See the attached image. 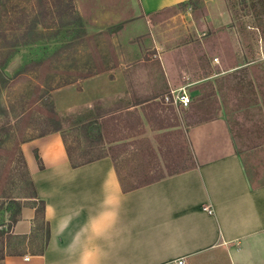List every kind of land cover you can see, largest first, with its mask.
<instances>
[{
    "label": "crops",
    "instance_id": "crops-1",
    "mask_svg": "<svg viewBox=\"0 0 264 264\" xmlns=\"http://www.w3.org/2000/svg\"><path fill=\"white\" fill-rule=\"evenodd\" d=\"M75 1L81 16L100 14L103 17L98 19H106L113 32L116 61L106 70L54 89L56 108L126 94L130 108L135 106L144 117L141 105L160 101L164 93L190 83L183 79L194 65L184 56L193 50L191 38L207 32L202 29L205 22H198L206 16L200 13L198 20L193 19L187 5L199 10L208 0ZM179 6L185 9V20L172 23L169 47L164 34H170L164 32L158 16ZM211 14L217 15L213 20L224 22L229 13L224 9ZM218 24L213 21L212 26H222ZM215 27V34L226 32L237 61L225 67L217 56L213 58L218 62L207 60L200 51L197 69L203 72L191 81L211 84L212 95L220 103L219 82L226 72L245 66L241 63L245 52H264V38L259 33L258 42L250 45L249 31ZM198 40L203 49V39ZM193 91L188 89L190 95ZM191 103L192 96L187 108ZM171 109L181 115L173 105ZM222 116L217 111L187 126L191 166L128 191H122L109 156L72 167L58 131L31 139L23 153L36 196L44 200L49 235L40 251L5 254L2 264H75L78 249L87 246L91 233L108 228L110 210L120 202L121 222L111 239L101 242L107 253L104 264H174L178 257L188 264H264V182L256 183L248 176ZM21 210L13 226L16 230L34 223V207Z\"/></svg>",
    "mask_w": 264,
    "mask_h": 264
},
{
    "label": "rangeland",
    "instance_id": "rangeland-1",
    "mask_svg": "<svg viewBox=\"0 0 264 264\" xmlns=\"http://www.w3.org/2000/svg\"><path fill=\"white\" fill-rule=\"evenodd\" d=\"M72 2L78 19L70 14ZM79 7L83 10L82 4ZM179 7L181 9H165L158 16L165 25L164 32L170 34H164L169 47L172 46V23L176 25L185 20V9ZM197 9H190L193 19L198 20L200 13L206 16L198 22H205L202 29L207 34L198 36L203 39V49L198 38L192 37L190 47L193 50L188 56L184 53L187 63L192 59L194 65L188 69L187 79H183V83L190 82L187 90L194 89L190 95L192 103L179 116L173 109L172 113L166 108L158 109L156 113L163 125L159 127L156 118L147 121L141 117L139 124L132 108L128 107L130 100L126 94L101 98L97 103L78 104L62 110L56 108L51 96L54 89L114 65L113 32L106 19H98L103 16H81L75 0H0V229L10 227L0 234V256L38 252L43 246L45 222L24 164L23 148H29L31 139L54 127L55 120L60 122L73 155L89 149L97 154L101 147L107 146L106 140L129 134L130 130L124 128L126 124H136L133 127L140 133L127 140L142 138L139 148L150 144L161 162L174 160L180 163L178 167H188L193 158L185 132L187 126L220 111L248 176L256 183L264 182V52H245L241 58L245 66L226 72L218 84L220 103L212 95L211 84L191 81L203 72L197 69L201 65L197 58L201 52L207 60L217 56L219 62L216 61L225 67L237 61L226 32L215 34L213 21L222 25L215 28L249 31L252 35H248L246 41L250 45L258 42L259 33L264 38V0H208L205 6ZM224 9L229 13L224 22L213 20L217 15L211 14L212 10ZM219 43L224 47L220 48ZM197 85L202 87L195 89ZM97 107L103 113L117 116L101 124L103 136L98 140L97 129L85 130L80 126L86 121L91 122L92 127L100 125L101 119L96 118ZM135 153L124 150L118 159L129 168L138 159ZM139 154L144 159L150 158L145 149H139ZM12 199L20 205V210L34 207V223L29 228L16 230L11 224L9 216L15 205L6 210L5 204ZM20 216L19 212L18 218Z\"/></svg>",
    "mask_w": 264,
    "mask_h": 264
},
{
    "label": "trees",
    "instance_id": "trees-1",
    "mask_svg": "<svg viewBox=\"0 0 264 264\" xmlns=\"http://www.w3.org/2000/svg\"><path fill=\"white\" fill-rule=\"evenodd\" d=\"M71 8V12L70 14L72 15V18H80L77 14V12L75 11L73 2L69 5ZM100 99H96L93 102L97 103L99 102ZM51 103V102H50ZM130 107V106H128ZM166 108L170 113H172V109L171 106L169 105H165L162 104L160 101H148L145 104L140 106V110L142 112V115L145 117V119H147V121L150 120V118H156L158 121V125L159 127L163 126L162 125V119L158 118V114L156 113V111L158 109H164ZM52 112L55 113L54 108L52 107ZM133 113L135 114V117L138 120V123H142L141 122V116L138 112V109L133 106L132 107ZM97 115L96 118H100L101 119V123L100 125L97 127H92V123L89 121L86 122H82L80 126L83 127V129L85 130H90V129H97V139H100L99 137H102L103 135L101 134V131H103L102 125L103 123H105L106 121L110 120L113 121L114 119H117L116 115H111L110 113H103L102 110H100L97 107V111H96ZM120 118V116L118 117ZM102 124V125H101ZM116 123H114L115 125ZM136 124H129L126 126H124V128H126L129 131L128 135L122 136L120 139H110V140H106L107 146L101 147V151L97 154H93L90 149L85 151V152H78L76 155H73L72 153V149L71 147H69V145L67 144L66 141V136L64 131L62 130V126L60 124V122L58 120H55L54 123V127H52L51 129H49L48 131H44V133H48L50 131H58L60 132L64 147H65V151H66V155L67 158L69 160V163L72 167L83 164L85 162H89L92 161L94 159H97L99 157L102 156H109L112 160L113 163V167L115 170V173L117 175L120 187L122 189V191H128L134 188H137L139 186L148 184L150 182H153L157 179H160L166 175H170L176 172H179L181 170H184L188 167H178V164H180L177 161L174 160H170L167 162H161L158 158H157V154L155 149L149 144V145H145V147L143 148H139L138 143H140L141 141H143L142 138H138V139H130L127 140L129 137H135L136 135H138L140 132L139 130L137 131L136 129H134L133 126H135ZM139 149H145L146 152H148L150 155L149 159H144L142 157V155L139 154ZM124 150H129V153H135L137 156V161L131 164V166L129 168H125L123 166V164L119 161L118 156L121 154L122 151ZM135 151V152H133ZM88 154V156L86 155ZM139 154V155H138ZM35 158L38 161V166L42 167V164L40 163V159L39 156L37 155L36 152H34ZM24 164H26L24 162ZM30 178V176H29ZM31 180V178H30ZM32 182V180H31ZM32 185L34 186L33 182ZM34 196H36V190L34 187ZM39 204H40V213L41 216L44 220V200L41 198H37ZM15 205V208H12L11 206ZM6 210H9L10 208L13 209V212L10 214L9 218L10 221L12 222L11 224L13 225L16 220L18 219V214L20 212V205L14 200L12 199L11 201H8L5 204ZM8 208V209H7ZM45 229H44V242H46L48 235H49V228H48V223L47 221H45ZM10 227H5L3 229H0V234H3L4 232L9 231ZM44 244V243H43ZM43 248V246H42ZM41 248V249H42ZM8 254V253H6ZM5 254H2L0 256V259L2 260L4 258ZM2 264V263H1Z\"/></svg>",
    "mask_w": 264,
    "mask_h": 264
},
{
    "label": "clouds",
    "instance_id": "clouds-1",
    "mask_svg": "<svg viewBox=\"0 0 264 264\" xmlns=\"http://www.w3.org/2000/svg\"><path fill=\"white\" fill-rule=\"evenodd\" d=\"M121 206L122 202L118 203L110 210L111 223L103 232L91 233V239L88 240L87 246L78 249V254L75 264H104L107 253L101 246L102 241L111 239V234L117 229L121 222Z\"/></svg>",
    "mask_w": 264,
    "mask_h": 264
},
{
    "label": "built area",
    "instance_id": "built-area-1",
    "mask_svg": "<svg viewBox=\"0 0 264 264\" xmlns=\"http://www.w3.org/2000/svg\"><path fill=\"white\" fill-rule=\"evenodd\" d=\"M187 9H191V6L189 4L187 5ZM160 102L164 105H173L177 112L180 114L189 106L191 102V96L186 88L181 87L177 90H170L164 93L160 99ZM174 264H188V262L184 257H178L175 260Z\"/></svg>",
    "mask_w": 264,
    "mask_h": 264
}]
</instances>
